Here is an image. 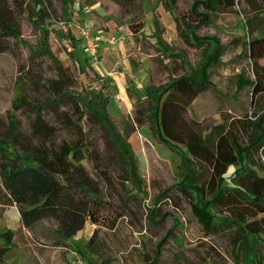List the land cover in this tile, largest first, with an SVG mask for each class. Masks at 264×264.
<instances>
[{
	"label": "rangeland",
	"instance_id": "374dc122",
	"mask_svg": "<svg viewBox=\"0 0 264 264\" xmlns=\"http://www.w3.org/2000/svg\"><path fill=\"white\" fill-rule=\"evenodd\" d=\"M26 1L33 10V2ZM62 12L55 0L51 16L39 23L23 9L19 15L22 43L10 38L11 50L0 53V137H15L17 153L20 148L49 149L62 142L88 148L81 163L100 180L99 197L104 203L97 224L87 221L63 240L50 220H42L34 229L23 226L0 181V232L12 230L3 264H237L233 234L205 233L191 209L195 192L187 187L190 193H185L181 186H186L179 185L180 181L190 184L196 170L186 148L163 143L147 122L134 125L132 117L137 101L145 96L140 89L148 74L155 88L184 73L201 81V66L215 55L219 44L212 81L187 108L186 117L197 120L204 133L221 122L224 131L231 129L227 134L237 148L250 149L253 158L264 164L260 150L264 148V90L251 95L255 75L249 52V41L264 35V0H237L226 10L216 4L211 7L207 0H134L125 6L114 0H72L69 13ZM83 29L89 31L87 44ZM259 67L264 72V58ZM120 72L124 73L123 94H131L132 102L121 104L117 113L113 105L107 108L126 136L121 143L129 144L134 160L125 183L115 147L92 117H78L82 102H75L84 99L87 89H99L119 102L118 83L112 76ZM239 78L242 88L237 87ZM54 82L66 86L67 96L55 97ZM21 97L27 105L14 107ZM29 101L41 105L43 121L54 128L49 138L32 132L35 114ZM58 112L67 113L73 123H63ZM127 126L132 131L125 134ZM238 165L230 164L227 171ZM113 219L115 224L110 226ZM94 231L96 251L88 253L84 246Z\"/></svg>",
	"mask_w": 264,
	"mask_h": 264
},
{
	"label": "trees",
	"instance_id": "16d2710c",
	"mask_svg": "<svg viewBox=\"0 0 264 264\" xmlns=\"http://www.w3.org/2000/svg\"><path fill=\"white\" fill-rule=\"evenodd\" d=\"M34 9H29L26 0H0V53L11 50L10 38L22 43L19 15L26 9L39 23L50 17L55 0H31ZM62 13L67 15L72 0H58ZM120 6L131 4L134 0H114ZM226 10L233 7L237 0H207ZM213 5V6H212ZM69 13V12H68ZM206 18V16H205ZM218 44V43H217ZM220 45L215 55L209 57L201 66L202 80L197 81L192 74L184 73L167 85L155 88L146 87L145 96L137 101V108L132 117L135 125L147 122L153 134L166 144H180L196 164L191 183L180 181L183 192L191 187L196 200L191 201L193 215L201 223L205 233L231 232L236 246L235 263L264 264V164L253 158L250 149L237 148L224 132L222 124L213 126L206 134L205 128L194 119L186 117L187 108L202 88L209 82L207 68L215 61L220 52ZM249 52L253 62L255 80L251 82V95L264 90V72H260L259 60L264 58V35L249 41ZM60 74L63 75L64 68ZM52 83L55 97L67 96L66 86L59 82ZM69 93V92H68ZM71 98H76L68 94ZM107 97L93 89H87L83 100L75 99L82 108L78 117L89 115L105 132L108 142L115 148L116 159L121 166L122 181L131 178L129 144L121 143L126 136L119 132L107 113ZM26 104L25 97L14 101V107ZM35 114L31 122L32 132L49 138L54 128L45 124L41 117V105L28 102ZM63 123L72 124L67 113L58 112ZM131 131L125 128V134ZM39 136V135H38ZM16 138L0 137V181L8 204H15L23 226L34 229L42 220L55 224L56 233L63 240L83 228L86 221L98 223V209L104 203L99 197V179L81 163L86 159L83 145L66 142L46 148H14ZM258 150V149H257ZM264 155V148H260ZM257 152V151H256ZM88 157V156H87ZM246 161L242 167L235 168L230 174L227 168L239 158ZM95 161V153L91 152ZM93 170L95 165L93 164ZM231 185H222L225 178ZM200 180L198 184L195 181ZM125 183V182H124ZM115 219L110 222L113 226ZM92 236L85 243V251L95 253ZM3 245H0V264L6 251L11 247L12 230L0 232ZM61 242V241H60ZM102 262L104 260L101 259Z\"/></svg>",
	"mask_w": 264,
	"mask_h": 264
},
{
	"label": "crops",
	"instance_id": "0c3cea01",
	"mask_svg": "<svg viewBox=\"0 0 264 264\" xmlns=\"http://www.w3.org/2000/svg\"><path fill=\"white\" fill-rule=\"evenodd\" d=\"M208 49V47L207 48H205V50H207ZM103 50H106V48H104ZM177 54V53H176ZM204 54H206V53H204ZM206 62V61H205ZM211 68H212V63L209 65V67L207 68V77H208V80H209V82L207 83V85L212 81L211 80V78H210V75H211ZM140 73H138V75H139ZM146 73H144V75H145ZM149 75V74H148ZM148 75H147V78H146V84L144 85V87H142V89H140V90H142V91H140V93L141 94H144L145 95V91H146V87L148 86V85H150L151 83L148 81L149 79H148ZM124 76V73L123 72H120V73H115V74H113V76H112V78L114 79L113 81H115V82H117L118 83V93H116L115 94V96L116 95H118L119 96V102H118V100H116L115 98H114V100H113V98H109V97H107L106 96V94H103V92L102 91H100L99 89H93V90H95V91H97V92H100V93H102V95L103 96H106L108 99H107V104H106V110H107V113H108V115L110 116V114H109V112H108V104L110 105H113L114 106V108H115V112L114 113H117V111H118V109L117 108H121V104H123V106H127L128 105V103H130V101L132 102V96H131V94H127V95H124L123 94V86H122V77ZM239 82H238V85H237V87L239 86L240 88H242V83H243V80L241 79V78H239ZM113 83V82H112ZM206 87L204 86L203 88H202V90L199 92V94L193 99V101L191 102V104H194L195 102H196V100L198 99V97H199V95L202 93V91L205 89ZM114 90V89H113ZM139 92V91H138ZM124 95V96H123ZM122 96V97H121ZM127 98V99H126ZM121 100H123V101H121ZM121 101V102H120ZM114 103V104H113ZM235 103H237V100H236V102ZM114 108H113V110H114ZM228 111H230V110H228ZM206 116V115H205ZM205 116L204 117H201V118H205ZM238 117V116H237ZM110 118H111V116H110ZM112 119V118H111ZM113 120V119H112ZM114 122V121H113ZM115 124V123H114ZM218 124H222L221 122H219ZM124 128V127H123ZM212 128V127H211ZM210 128V129H211ZM209 129V130H210ZM209 130H207V132L209 131ZM231 130V129H230ZM230 130H227V131H229L230 132ZM132 131V130H131ZM131 131H129V133L131 132ZM227 131H224L226 134H227ZM120 132V131H119ZM206 132V133H207ZM205 133V134H206ZM228 135V134H227ZM228 137H229V139H230V141L234 144V138H230V136L228 135ZM180 145V144H179ZM235 145V144H234ZM181 146V145H180ZM182 147H184V146H182ZM185 148V147H184ZM241 158V157H240ZM240 158H239V160L236 162V163H239V165L236 167V168H239V167H242L244 164H245V160H244V157H243V159L241 158V160H240ZM229 167V166H228ZM227 170H228V168H227ZM234 170V169H233ZM232 170V171H233ZM232 171H227V175L228 174H230ZM225 181H227V184H225V185H231V181H230V179L227 177V178H225L224 179V181H223V183H222V185L224 184V182ZM87 222V221H86ZM86 224V223H85Z\"/></svg>",
	"mask_w": 264,
	"mask_h": 264
},
{
	"label": "built area",
	"instance_id": "2783aa9c",
	"mask_svg": "<svg viewBox=\"0 0 264 264\" xmlns=\"http://www.w3.org/2000/svg\"><path fill=\"white\" fill-rule=\"evenodd\" d=\"M81 33H82V35H83V37L84 38H86L85 39V42H86V44H87V41H89V37H90V35H89V31L88 30H82L81 31ZM88 38V39H87ZM93 40V39H92ZM111 42H114L115 41V37L114 36H111V38L109 39ZM88 46V45H87ZM93 48V47H92ZM89 51H90V53H94V50H92L91 51V49L89 48ZM117 97L119 98V96L117 95Z\"/></svg>",
	"mask_w": 264,
	"mask_h": 264
}]
</instances>
